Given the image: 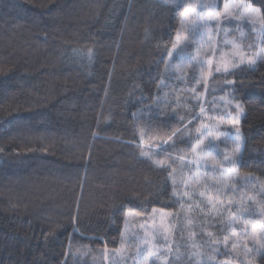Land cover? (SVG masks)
Here are the masks:
<instances>
[{
  "label": "trees",
  "instance_id": "1",
  "mask_svg": "<svg viewBox=\"0 0 264 264\" xmlns=\"http://www.w3.org/2000/svg\"><path fill=\"white\" fill-rule=\"evenodd\" d=\"M231 2L259 9L264 24V0H0V264H136L141 251L139 264L152 253L150 264H264L256 243L264 241V61L248 65L264 37L250 23L214 28L217 19L229 24L224 4ZM205 21L213 28L193 39ZM177 36L188 47L170 60ZM209 36L218 49L229 39L242 46L248 60L230 70L234 84L225 73L207 81V69L201 72ZM198 100L203 123L188 124L202 115ZM232 119L240 121L238 148L221 135H235ZM185 125L191 131L176 141L181 151L172 153L170 177L163 168L171 160L157 166L141 152L172 144ZM196 129L220 135L205 140L213 145L208 154L191 152ZM194 157L210 164L200 167L197 190L189 187ZM230 168L244 198L221 221L198 192ZM173 180L178 193L185 184L196 192L206 211L189 210L187 197L173 194ZM232 212L236 237L221 230ZM154 213L171 215L168 247L163 237L145 240L148 231L138 226ZM208 232L217 244L206 243ZM216 247L219 254L210 251Z\"/></svg>",
  "mask_w": 264,
  "mask_h": 264
},
{
  "label": "snow or ice",
  "instance_id": "2",
  "mask_svg": "<svg viewBox=\"0 0 264 264\" xmlns=\"http://www.w3.org/2000/svg\"><path fill=\"white\" fill-rule=\"evenodd\" d=\"M167 2V0H166ZM210 7V6H209ZM230 7H235V5H230L228 3H225L224 4V20L225 21H229V24L228 25H224L222 24V22L217 19V22L215 23L214 25V28L216 30H219V31H226L227 27H230L232 26L231 25V21H235V20H244L245 19V16L243 15V13H237L236 15L234 16H230L228 10ZM243 7L247 8L248 5H244ZM251 11L253 13H258L260 10L259 9H251ZM249 21L252 23L253 25V31H256L255 29V20H252L250 17H249ZM236 27H238V25H236ZM201 28H204V29H211L213 28V25H211L210 23H208L207 21H205L203 24H200L198 25L197 27L193 28L192 29V36H193V39L196 38L197 35H199L200 39L203 40L206 33H202L200 32V29ZM259 34L261 37H264V24H262L260 30H259ZM180 37L177 36L176 38V43H174L172 45V51H168L166 53V56L170 59V60H175L176 59V56L177 55H180L181 53H185L186 50H187V47L188 45H184L183 47H180ZM208 43H209V46L210 48H214V45H212V42H211V38L210 36L208 37ZM262 43H264V40H262ZM179 48V52H177L176 50ZM181 59H183V55L180 56ZM257 60H261V61H264V49H261V54L258 55L256 58L254 59H249L248 60V65L249 67L254 70L253 66L256 64ZM162 63L164 61H161ZM190 62V61H189ZM243 62V60H241V63ZM198 64H199V68L201 70V72L203 73V70H204V67H205V64L203 61H198ZM167 67V65H166ZM233 67H235V63H233ZM208 69H209V74L211 73L212 71V61L209 59L208 60ZM216 72H220L221 69L220 67H216L215 69ZM223 73L227 74V75H224V79L226 81L227 84H234L235 81L234 80H229L227 78L228 75H234L233 72H230L229 70V67L227 66V64H225L224 68H223ZM191 83H195V84H199L200 83V80L194 75L192 77V81ZM189 91H191L192 93H194V96L193 98H197V96L199 95L197 92H196V89L195 88H192L191 86H189ZM233 91H235V89H233ZM232 99H229L226 101L227 104L231 105L232 103ZM198 106L200 108V113L202 115L200 116H196L194 115L193 117L189 118L188 119V124H192L193 120H196L198 123H203V114H205L206 112V109L203 105L202 102H200L198 100ZM243 112V108L241 107L240 103L237 102L236 103V114L238 115L239 113H242ZM218 115H221V118L222 119H227L228 117L227 116H224L222 114H218ZM233 114L231 112L228 113V116H232ZM239 119H232L230 121V127L235 129V135H232V133L230 132H222L221 135L225 136L226 139L223 141L224 144H227L228 143V137H231L232 139V142L234 144H236L237 148L239 147V142L241 140V134H240V128L238 127V124H239ZM193 127H195V125H193ZM197 130V133L198 135L195 137V145L194 146H191L190 144V149H191V152L193 153H196L197 150H200L202 153H205V154H208V149H213V145L211 143L205 145V139H207L208 137H210L212 135V132L210 130H207V131H204V132H201L200 129H196ZM187 131V132H190L191 129H189L187 127V125H185L184 129L183 130H179L178 133H173L172 136L169 137V139H172L173 142L172 144L168 145L167 147H165L164 145H158V151L155 152V153H152L151 151H142L141 152V156L142 157H146L151 163L157 165V166H161L163 167L162 165V159L167 157L169 160H171L172 162L167 166V168H163V170L165 172H167V174L171 177L172 176V172L169 171V169H172L174 167V164H175V160H172V153L175 151V152H179L181 151L179 149V146L177 144V140H180L183 135H184V132ZM203 137V138H202ZM216 140H220V135H217L216 136ZM215 147H219V145H216ZM177 160H181L183 161L185 159L184 156L182 155H177L176 157ZM231 163V161H230ZM188 164H193V165H196V168L194 170H190V175L192 174V171L195 172V174L198 176L200 174V164L201 162L198 161L195 157L192 158L191 160L188 161ZM184 167L186 168L187 167V164L184 165ZM204 167L206 168L207 165L204 164ZM236 169L235 168H232L229 172V177H231V173L235 172ZM197 181L193 180V183H196ZM173 184H174V188H173V194L174 195H179L180 196V201H184V198L187 197V202H188V208L189 210L193 211V212H196L197 210H199L200 212H205L206 209L203 207V204H204V200L201 199V200H197L196 199V192L192 191H188V185L185 184L184 185V188L185 190L183 191L182 194L178 193L177 190H176V187H175V180H173ZM210 189L211 190H215L217 192V194L219 195L220 192H221V189L219 187H216V188H212L210 186ZM229 192H235V186H233L232 188L229 189L228 192H224L223 194L225 196H227L229 194ZM198 195L200 198H204L207 196V204L210 208H213V209H217V203L216 201L213 199L212 196L208 195L207 194V191H199L198 192ZM220 203L222 204L223 201L221 200ZM232 202L229 201V205L231 204ZM183 206V205H182ZM153 211H156V209H153ZM224 211H227V209H217L216 210V216L220 218L221 221L224 220ZM231 214V213H229ZM205 219H208L207 217H205ZM186 220L189 224L193 223L194 220H195V217H187L186 216ZM239 222V218L238 217H235L233 216L232 217V220L230 222H228L221 230L222 231H231V236L233 237H236L237 236V232L232 230V226ZM253 232H255V229H253ZM209 239L208 241H206L207 244H217L218 243V239L217 237H215L213 235L212 232H208L207 233ZM165 239V247H168V244H167V237L164 238ZM257 244H260V247L261 248H264V241L262 240H257L256 241ZM223 244L225 245V247L228 246L229 244V236L228 235H224L223 237ZM193 246H195V242H193ZM232 248H236L237 247V242L234 240L232 241ZM180 245L177 244L176 245V248L179 249ZM210 251L213 253V254H219L220 253V249L218 247L216 248H211ZM225 255H227V253H224ZM163 255V254H162ZM262 255H264V253H262ZM143 258V252H138V258H137V261H136V264H139V259H142ZM160 257H157V259H159ZM176 260H179L180 257L179 255H177L175 257ZM153 264H155V262H153Z\"/></svg>",
  "mask_w": 264,
  "mask_h": 264
},
{
  "label": "rangeland",
  "instance_id": "3",
  "mask_svg": "<svg viewBox=\"0 0 264 264\" xmlns=\"http://www.w3.org/2000/svg\"><path fill=\"white\" fill-rule=\"evenodd\" d=\"M230 5H235V7H230L228 12L230 14V16H234L237 13H243V15L245 16L244 20H235L238 23H250L249 21V17L252 20H255V25L260 26L261 27V19H260V15L259 13H253L251 11V9H253L251 6L248 5L247 8L243 7L246 4L243 3H237V2H231ZM213 31V30H212ZM211 38V37H210ZM212 45H214V48H210L209 43L207 41L206 46H205V51H206V55H205V59L203 60L204 64H205V68L208 71V76H207V81L209 76L211 75V73H223V68L225 66V64H227V66L229 67V70H232L234 68H236L237 66L243 64L245 61L248 60V58L245 56V54H243V49L242 46L237 42L234 41L232 39L229 40H225V43L223 44V47H220L218 49V44L215 41H212ZM225 45V46H224ZM260 54H261V49H260ZM212 61V71L209 74V69H208V60ZM241 60H243V62L241 63ZM233 63H235V67H233ZM216 67H220L221 71L220 72H216L215 69ZM226 103V102H225ZM226 105H228L226 103ZM228 109L230 110V106H227ZM229 113V111L227 112V114ZM217 135L214 136V134L212 133V135L210 137H208L207 139L213 140ZM205 139V140H207ZM200 150H197L196 153L199 154ZM201 164L200 167H204V164L207 165V167L210 165L209 163H206L204 160H200ZM229 162V161H228ZM196 167V166H195ZM217 169V168H216ZM232 168L230 169H221V174L217 175V179L215 181H211L210 183H206L207 184V191L210 189V186L212 188H216L219 187L221 189L220 194L218 195L217 192L215 190H211V196L213 197V199L216 201L217 206L220 209H225L226 207H237L238 206V196H240L241 199L244 198L243 194H237V187H236V181L235 176L237 171L231 173V177H229V172ZM193 180L197 181L196 183H193ZM201 182L202 180L199 179L198 176L192 178L189 182V187L193 190H197V188L201 187ZM205 184V185H206ZM233 186H235V192H229V194L227 196H225L223 193L224 192H228L230 188H232ZM207 199V198H206ZM223 201V203L221 204L220 201ZM207 201V200H206ZM229 201H231L232 203L229 205ZM242 204L238 207L241 208ZM213 209V208H212ZM216 211V209H213ZM231 216H235L239 218V215L237 213H233L231 214ZM231 217V219H232ZM170 218L171 215L167 214V213H154L149 221L147 223L144 224H139L138 226L140 228H143L142 226H145V229H147L148 234L147 237H145V240L150 241V238H165L167 237V240L170 238L171 236V227H170ZM155 254L152 253L149 255V257H145V263L143 264H150L151 260L154 258Z\"/></svg>",
  "mask_w": 264,
  "mask_h": 264
}]
</instances>
